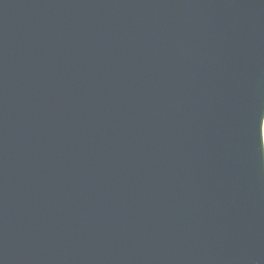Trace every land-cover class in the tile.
Masks as SVG:
<instances>
[{"label":"water","instance_id":"1","mask_svg":"<svg viewBox=\"0 0 264 264\" xmlns=\"http://www.w3.org/2000/svg\"><path fill=\"white\" fill-rule=\"evenodd\" d=\"M264 0H0V264H264Z\"/></svg>","mask_w":264,"mask_h":264},{"label":"snow or ice","instance_id":"2","mask_svg":"<svg viewBox=\"0 0 264 264\" xmlns=\"http://www.w3.org/2000/svg\"><path fill=\"white\" fill-rule=\"evenodd\" d=\"M260 131H261V136H264V120L261 121Z\"/></svg>","mask_w":264,"mask_h":264},{"label":"rangeland","instance_id":"3","mask_svg":"<svg viewBox=\"0 0 264 264\" xmlns=\"http://www.w3.org/2000/svg\"><path fill=\"white\" fill-rule=\"evenodd\" d=\"M263 138H264V136H263Z\"/></svg>","mask_w":264,"mask_h":264}]
</instances>
